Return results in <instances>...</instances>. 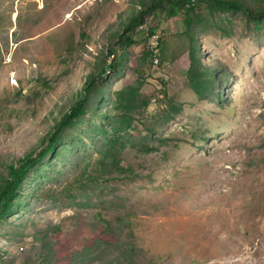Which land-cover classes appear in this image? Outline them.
Instances as JSON below:
<instances>
[{"label":"rangeland","instance_id":"374dc122","mask_svg":"<svg viewBox=\"0 0 264 264\" xmlns=\"http://www.w3.org/2000/svg\"><path fill=\"white\" fill-rule=\"evenodd\" d=\"M155 1L0 0V264H264V20Z\"/></svg>","mask_w":264,"mask_h":264},{"label":"trees","instance_id":"16d2710c","mask_svg":"<svg viewBox=\"0 0 264 264\" xmlns=\"http://www.w3.org/2000/svg\"><path fill=\"white\" fill-rule=\"evenodd\" d=\"M156 0L151 4V7L158 8L161 7L164 11H167L169 14H178L179 11H185L186 16L189 13V9L187 6L193 5V0ZM196 1V0H195ZM201 2L209 3V7L212 11H230V12H243L245 13L250 20L252 19L256 26L262 25V21L264 20V7H262L259 11L252 13L247 8L245 4V0H198ZM169 4V5H168ZM168 5V6H167ZM131 42L130 38H128ZM196 51L195 60L193 61L195 64H200L201 60L198 57V50ZM194 51V52H195ZM109 57L113 58L112 62L109 63L107 69L109 70H117L121 66V60H117L114 53L109 52ZM208 88V87H207ZM85 104L84 100H80L75 108L79 110L82 105ZM36 159L32 157V155L25 158V160L21 161L18 166H13L10 170L8 180L2 185L0 188V219L4 216L5 212L11 207L15 195L22 181L24 180L28 171L35 164Z\"/></svg>","mask_w":264,"mask_h":264},{"label":"built area","instance_id":"2783aa9c","mask_svg":"<svg viewBox=\"0 0 264 264\" xmlns=\"http://www.w3.org/2000/svg\"><path fill=\"white\" fill-rule=\"evenodd\" d=\"M159 60L158 59H155V61H154V63L156 64V65H159Z\"/></svg>","mask_w":264,"mask_h":264}]
</instances>
